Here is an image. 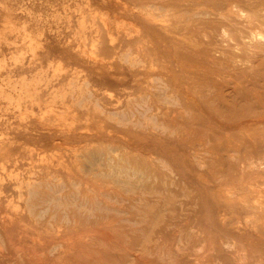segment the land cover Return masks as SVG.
Returning <instances> with one entry per match:
<instances>
[{
  "label": "rangeland",
  "instance_id": "obj_1",
  "mask_svg": "<svg viewBox=\"0 0 264 264\" xmlns=\"http://www.w3.org/2000/svg\"><path fill=\"white\" fill-rule=\"evenodd\" d=\"M263 44L264 0H0V264H264Z\"/></svg>",
  "mask_w": 264,
  "mask_h": 264
},
{
  "label": "bare ground",
  "instance_id": "obj_2",
  "mask_svg": "<svg viewBox=\"0 0 264 264\" xmlns=\"http://www.w3.org/2000/svg\"><path fill=\"white\" fill-rule=\"evenodd\" d=\"M240 36H241V35H240ZM223 41H224V40H223ZM252 43H253V42H252ZM255 44H256V43H255ZM260 45H261V43H260ZM263 45H264V44H263ZM251 46H252V45H251ZM253 46H254V45H253ZM254 47H255V46H254ZM257 47H258V44H257ZM257 47H255V50H254V49H253V50L256 51V48H257ZM260 47H261V46H260ZM262 47H263V46H262ZM262 47H261V48H262ZM263 49H264V48H263ZM263 49H262V50H263ZM250 50H251V49H250ZM254 51H252V52H254ZM244 52H245V51H244ZM259 52H260V51H259ZM232 53H233V52H232ZM260 53H264V52L261 51ZM245 54H246V53H245ZM255 54H256V53H255ZM246 55H247V54H246ZM261 55H264V54H261ZM248 56H249V55H248ZM224 59H225V58H224ZM262 149H263V148H262Z\"/></svg>",
  "mask_w": 264,
  "mask_h": 264
}]
</instances>
